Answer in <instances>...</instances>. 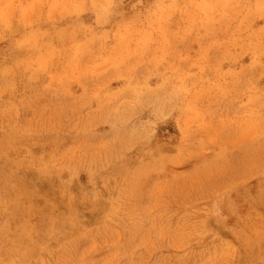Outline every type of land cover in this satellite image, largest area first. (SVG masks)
Here are the masks:
<instances>
[{"label":"rangeland","instance_id":"374dc122","mask_svg":"<svg viewBox=\"0 0 264 264\" xmlns=\"http://www.w3.org/2000/svg\"><path fill=\"white\" fill-rule=\"evenodd\" d=\"M0 264H264V0H0Z\"/></svg>","mask_w":264,"mask_h":264}]
</instances>
